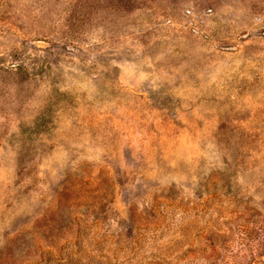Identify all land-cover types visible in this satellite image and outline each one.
I'll use <instances>...</instances> for the list:
<instances>
[{"label": "rangeland", "instance_id": "1", "mask_svg": "<svg viewBox=\"0 0 264 264\" xmlns=\"http://www.w3.org/2000/svg\"><path fill=\"white\" fill-rule=\"evenodd\" d=\"M0 264H264V0H0Z\"/></svg>", "mask_w": 264, "mask_h": 264}]
</instances>
